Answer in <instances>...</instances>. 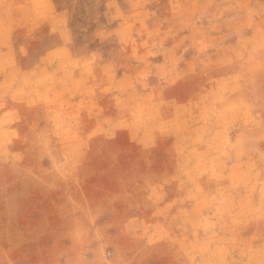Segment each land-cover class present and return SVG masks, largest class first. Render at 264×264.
Here are the masks:
<instances>
[{"label":"rangeland","instance_id":"obj_1","mask_svg":"<svg viewBox=\"0 0 264 264\" xmlns=\"http://www.w3.org/2000/svg\"><path fill=\"white\" fill-rule=\"evenodd\" d=\"M0 264H264V0H0Z\"/></svg>","mask_w":264,"mask_h":264}]
</instances>
